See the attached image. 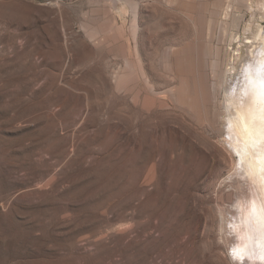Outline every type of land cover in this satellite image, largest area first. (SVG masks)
<instances>
[{"label":"rangeland","instance_id":"obj_1","mask_svg":"<svg viewBox=\"0 0 264 264\" xmlns=\"http://www.w3.org/2000/svg\"><path fill=\"white\" fill-rule=\"evenodd\" d=\"M259 2L0 0V264H264L218 85Z\"/></svg>","mask_w":264,"mask_h":264},{"label":"bare ground","instance_id":"obj_2","mask_svg":"<svg viewBox=\"0 0 264 264\" xmlns=\"http://www.w3.org/2000/svg\"><path fill=\"white\" fill-rule=\"evenodd\" d=\"M246 6L248 9L251 8L249 4ZM258 8H259L258 11H260V14L262 15V17H264L263 3H260L258 5ZM247 27L248 28H246V31H249V25ZM253 34L254 35H252V37L250 38V41L247 43L249 44V47L247 48V55L242 57V54L240 52L241 50L240 48L237 47L234 51H232L231 56L229 55L230 60L229 61H227L228 59L226 60V62H228L226 64V67L225 69L221 71V73L218 76L219 77L218 85L222 88V100H223L222 109H223V118H224V124H225L224 128L226 131V138L224 141H226L231 151L236 155V158H237L236 166L238 168V172L240 173V175L243 176V179L245 181L247 180L249 181V183H251V181L253 182L254 188H255V194L258 196V199L261 204V209H260L261 214L259 215V217L256 216L253 218H251V216L249 215H246L245 218H242L241 214L239 213L240 207L236 204H232V205L230 204L231 205L230 209L231 211L234 212L232 215H230L232 222H225L227 223L226 228H229V230H233V231L239 230V226L241 223V226L245 227L247 231V235H249L248 241L250 240V232L252 230L251 233H252V237L255 240L254 242L256 246L254 245V249L250 247L247 250L245 248L249 254H251V250L252 252L255 251L256 249L264 251V31H262V29H257V31H255V33ZM235 36L234 35L230 36V41H229L230 46H231V43H233L235 40L238 39V37L236 38ZM135 117L133 119H135ZM145 121L147 120L145 119ZM143 135L144 134L141 133V136ZM175 145L176 144H174V146ZM176 151L178 152V150ZM178 157H175V158H178ZM187 164H184V165H187ZM192 164H189V165H192ZM190 184H191V181H190ZM251 192L252 191L250 187L249 189L244 191L243 194L245 195V197H248V196L250 197ZM224 197L226 198V196ZM239 198H241V196H239ZM234 202H235V199H234ZM247 243L248 242L246 239V244ZM243 255L244 253L241 247L237 243V246L232 248L231 257H236V258L238 257V258L243 259Z\"/></svg>","mask_w":264,"mask_h":264}]
</instances>
